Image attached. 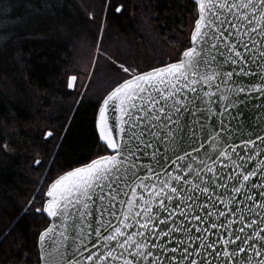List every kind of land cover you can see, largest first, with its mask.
<instances>
[{
    "label": "snow or ice",
    "instance_id": "6c2138e0",
    "mask_svg": "<svg viewBox=\"0 0 264 264\" xmlns=\"http://www.w3.org/2000/svg\"><path fill=\"white\" fill-rule=\"evenodd\" d=\"M189 2L168 59L113 60L99 97L98 69L64 74L73 110L93 108L97 150L48 166L26 208L44 227L22 264H264V0ZM127 12L103 0L89 13L97 38ZM70 128L41 133L54 156ZM15 147L0 140V152Z\"/></svg>",
    "mask_w": 264,
    "mask_h": 264
},
{
    "label": "trees",
    "instance_id": "16d2710c",
    "mask_svg": "<svg viewBox=\"0 0 264 264\" xmlns=\"http://www.w3.org/2000/svg\"><path fill=\"white\" fill-rule=\"evenodd\" d=\"M10 2L12 10L0 14V140L16 147L8 154L0 152V264H22L23 256L33 250L34 233L44 227L39 214L25 208L44 181L48 166L55 174L97 150L93 108L74 111V99L64 94L61 85L65 73L89 67L88 61H76L78 55H86L79 44L91 45L89 61L98 46V72L89 95L99 97L114 79L110 59L144 66V37L148 35L152 39L149 64L168 59L169 47L175 50L176 41H183L185 35H181L189 32L192 11L189 0H125L128 12L110 14V26H105L99 40V29L89 13L100 12L103 0ZM69 120L70 131L54 156V144L44 141L41 133ZM35 122L43 125L39 131L31 127ZM33 158L47 160V164L38 168Z\"/></svg>",
    "mask_w": 264,
    "mask_h": 264
},
{
    "label": "rangeland",
    "instance_id": "374dc122",
    "mask_svg": "<svg viewBox=\"0 0 264 264\" xmlns=\"http://www.w3.org/2000/svg\"><path fill=\"white\" fill-rule=\"evenodd\" d=\"M12 8H13V5H12V3L10 2V0H0V14H2V13H4L6 10L8 11V10H12ZM187 33V32H186ZM184 37V34H182L181 35V38H183ZM100 40V39H99ZM98 40V41H99ZM151 41H152V39H150V36L148 35V37H144V66H147V65H150L149 64V62L147 61V58L148 57H150V54H149V52H150V49L148 48V46L151 44ZM102 45V44H101ZM79 46H80V48H81V52H83V51H86V55L85 56H81V55H78V59H76V61H82V60H85L87 63H88V69L89 68H91V69H94L95 70V68H96V66L95 65H97V63L99 62V59H97L96 58V54H97V48H98V46H96V49L94 50V55H93V58H92V60H90L89 61V56H87V52H89L90 51V48H91V45H87V43L85 44H83V45H81V44H79ZM142 47V46H141ZM174 48L173 47H169V55L171 56L173 53H174ZM80 59V60H79ZM97 59V60H96ZM132 64V63H131ZM84 65V67H86L87 66V64L86 63H84L83 64ZM133 65V64H132ZM85 83H87V81H85ZM43 125L41 124V123H38V122H35V123H33L32 124V126L31 127H33L32 129H34V130H38L39 129V127L41 128ZM39 131V130H38ZM38 159V158H37ZM32 203V198H31V200L29 201V203ZM29 203H27V205L26 206H28L29 205Z\"/></svg>",
    "mask_w": 264,
    "mask_h": 264
},
{
    "label": "flooded vegetation",
    "instance_id": "af4514ba",
    "mask_svg": "<svg viewBox=\"0 0 264 264\" xmlns=\"http://www.w3.org/2000/svg\"><path fill=\"white\" fill-rule=\"evenodd\" d=\"M111 61H113L114 59H110ZM27 208V207H26ZM26 208H25V210H26Z\"/></svg>",
    "mask_w": 264,
    "mask_h": 264
}]
</instances>
